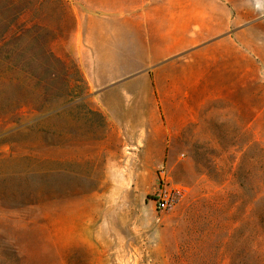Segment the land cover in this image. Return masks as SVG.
<instances>
[{"label": "rangeland", "instance_id": "obj_1", "mask_svg": "<svg viewBox=\"0 0 264 264\" xmlns=\"http://www.w3.org/2000/svg\"><path fill=\"white\" fill-rule=\"evenodd\" d=\"M84 5L0 0V264H264V11L220 131L158 156L88 92L70 49Z\"/></svg>", "mask_w": 264, "mask_h": 264}, {"label": "crops", "instance_id": "obj_2", "mask_svg": "<svg viewBox=\"0 0 264 264\" xmlns=\"http://www.w3.org/2000/svg\"><path fill=\"white\" fill-rule=\"evenodd\" d=\"M84 7L71 53L128 149L177 155L176 141L187 148L200 131H220L230 95L251 80L253 19L263 0H85Z\"/></svg>", "mask_w": 264, "mask_h": 264}, {"label": "built area", "instance_id": "obj_3", "mask_svg": "<svg viewBox=\"0 0 264 264\" xmlns=\"http://www.w3.org/2000/svg\"><path fill=\"white\" fill-rule=\"evenodd\" d=\"M181 187H174L161 192L157 198V205L160 209H168L172 207L177 199L182 195Z\"/></svg>", "mask_w": 264, "mask_h": 264}]
</instances>
